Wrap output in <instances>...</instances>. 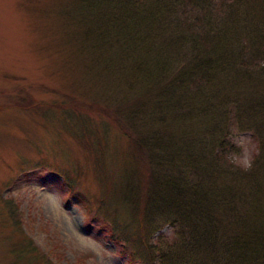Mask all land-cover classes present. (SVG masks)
I'll return each instance as SVG.
<instances>
[{
	"label": "trees",
	"instance_id": "obj_1",
	"mask_svg": "<svg viewBox=\"0 0 264 264\" xmlns=\"http://www.w3.org/2000/svg\"><path fill=\"white\" fill-rule=\"evenodd\" d=\"M81 1L94 24L90 68L119 88L142 124L128 132L110 114L146 160L120 183L123 198L115 191L123 204L109 195L99 202L111 238L141 264H154L152 253L158 264H264V0ZM131 91L137 100L128 101ZM234 129L257 138L248 171L228 160ZM89 135L76 137L103 172L106 150ZM153 211L176 231L173 250L151 247ZM24 240L20 251L32 253Z\"/></svg>",
	"mask_w": 264,
	"mask_h": 264
},
{
	"label": "rangeland",
	"instance_id": "obj_2",
	"mask_svg": "<svg viewBox=\"0 0 264 264\" xmlns=\"http://www.w3.org/2000/svg\"><path fill=\"white\" fill-rule=\"evenodd\" d=\"M90 12L81 0H0V264H41L39 254L52 264H141L95 214L106 195L124 203L120 183L146 160L110 115H121V124L135 132L132 121L142 126L137 113L116 85L90 68ZM132 97L137 100L133 91L128 101ZM234 130L228 160L248 171L259 156L257 138ZM89 132L106 150L103 172L81 140ZM116 214L130 218L123 210ZM150 226L151 247L177 244L176 231L154 211ZM24 239L36 253L20 251Z\"/></svg>",
	"mask_w": 264,
	"mask_h": 264
}]
</instances>
